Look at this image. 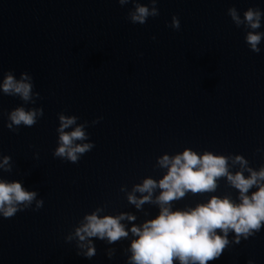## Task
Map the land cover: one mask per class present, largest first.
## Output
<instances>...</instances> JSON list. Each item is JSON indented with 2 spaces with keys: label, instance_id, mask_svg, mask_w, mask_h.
I'll return each instance as SVG.
<instances>
[{
  "label": "water",
  "instance_id": "water-1",
  "mask_svg": "<svg viewBox=\"0 0 264 264\" xmlns=\"http://www.w3.org/2000/svg\"><path fill=\"white\" fill-rule=\"evenodd\" d=\"M137 4L157 14L133 22ZM250 9L261 14L257 29L244 19ZM250 32L262 34L258 52ZM7 74L27 76L31 93L0 91V163L8 158L0 180L36 197L0 215V264H130V228L159 214L161 189L139 208L128 197L149 195L134 189L164 177V155L212 153L245 177L264 168V0H0V83ZM18 108L36 112L35 123L8 127ZM61 116L75 118L64 133H85L74 145H93L76 162L55 155ZM215 182L212 192L169 202L171 210L213 196L239 203L226 176ZM93 213L124 214L128 235L81 241L76 231ZM227 239L207 264H264V226L238 243L229 230Z\"/></svg>",
  "mask_w": 264,
  "mask_h": 264
},
{
  "label": "clouds",
  "instance_id": "clouds-1",
  "mask_svg": "<svg viewBox=\"0 0 264 264\" xmlns=\"http://www.w3.org/2000/svg\"><path fill=\"white\" fill-rule=\"evenodd\" d=\"M126 0H120L125 3ZM156 10L151 11L148 7L137 4L131 19L133 22L144 23L149 15H156ZM230 14L237 24L241 23L234 9ZM260 12L251 9L245 13V21L251 29L260 27ZM173 27H178V21L173 19ZM261 33L250 32L246 40L253 51H259L257 45L261 40ZM28 77L23 75L16 80L11 74H7L2 83L0 91L5 94H18L24 100L30 98L31 84L27 82ZM37 113L25 111L18 108L10 113L11 124L31 126L35 123ZM61 119L59 131V147L55 155L66 157L71 162H76L79 154L90 150L92 144L74 145L75 140L85 139V133L81 127L75 128L70 133H64L63 129L75 123V118ZM243 166L245 161L237 156ZM8 163L5 157L0 167ZM161 167L167 168L164 177L157 181L145 179L142 185L136 186L134 191L147 192L149 195L137 199L129 195L128 199L139 208L143 203L151 199V193L155 188L161 189L156 203L160 205L159 214L144 222L141 226H132L130 232L136 236L131 242L130 264H173L174 258L179 264H207L209 261L220 257L229 243L227 235L229 230L236 234V242L239 237L245 239L259 231L264 226V168L259 172L248 169L249 175L245 177L238 171L231 174L226 167V158L205 152H196L185 149L182 153L173 157L164 155L159 160ZM226 176L232 186L239 191V203L229 198L211 197L205 204H199L194 208L172 211L169 202L182 198L186 192L204 193L212 192L216 188V178ZM256 186L257 190L248 195L249 189ZM36 197V192L26 191L19 182H6L0 180V215L11 218L21 210V205L30 204ZM37 201V206L40 205ZM125 219L121 214L116 217H99L96 213L85 217V223L77 229L76 235L81 241L86 238H107L109 242L126 237L128 231L120 223ZM128 220L135 217L127 216ZM217 229L220 230L217 233ZM91 242L89 241V245ZM83 246V245H82ZM90 257L94 255V249L89 246L85 253Z\"/></svg>",
  "mask_w": 264,
  "mask_h": 264
}]
</instances>
